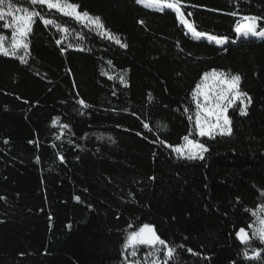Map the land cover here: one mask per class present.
<instances>
[{
    "label": "trees",
    "instance_id": "16d2710c",
    "mask_svg": "<svg viewBox=\"0 0 264 264\" xmlns=\"http://www.w3.org/2000/svg\"><path fill=\"white\" fill-rule=\"evenodd\" d=\"M75 2L127 47L53 13L75 31L37 19L28 54L19 53L27 63L0 55V264H122L125 235L144 223L201 253L180 249L174 264H264V244L235 235L253 224L251 236L264 205V39L210 45L186 35L172 11L136 0ZM186 4L198 29L233 39L228 13L264 17V0ZM4 22L0 34L10 39ZM211 69L241 75L247 115L229 109L233 134L202 138L204 160L178 159L157 137L182 143L196 110L192 90Z\"/></svg>",
    "mask_w": 264,
    "mask_h": 264
},
{
    "label": "snow or ice",
    "instance_id": "6c2138e0",
    "mask_svg": "<svg viewBox=\"0 0 264 264\" xmlns=\"http://www.w3.org/2000/svg\"><path fill=\"white\" fill-rule=\"evenodd\" d=\"M136 2L161 13L172 11L175 13L178 24L185 29V34H191L192 39L198 42L203 40L223 46L230 42L236 43L240 39H264V17L241 15L236 11L228 13L236 17L232 29L235 33L233 39L227 35L213 34L198 29L195 23L188 19L192 14L190 12L185 14L186 0H136ZM38 8L47 11L42 12L37 10ZM53 13L71 18L89 31H94L97 35L114 41L122 48L127 47V44L122 43L117 34L106 28L101 17L94 16L87 10H81V6L75 0H0V22L7 20L2 27L5 32L10 30V39L6 35L0 34V55L15 57L22 63H27L24 56L19 53L23 51L24 55L28 54L29 36L32 33V25L37 19L45 26H53L58 32L65 35L69 31H75L70 29L66 23H61L53 16ZM141 23L143 22L141 21ZM77 35L81 39L84 38L83 34L77 33ZM56 43L62 45L63 40L58 39ZM64 51L66 49L61 47V52ZM102 74L108 75L107 73ZM125 76L126 73H123L118 77L120 83L124 85H126ZM108 79H113V77L108 76ZM241 81L242 77L239 73L233 74L217 69L202 73L200 82L195 85L191 93L196 109L192 115L188 116L192 127L181 138L182 143L176 145L157 137L160 146L170 149L178 159L204 160L205 154L209 152V147L202 138L215 139L217 135L231 136L233 134L232 119L228 114L229 109L237 107L240 115H247L251 97L242 90ZM113 94L115 95V93ZM149 98H151V94H149ZM78 103L83 107H90L83 99H80ZM184 111L188 112L189 110L185 108ZM58 121L59 117L54 118L53 124ZM63 127L67 128L68 125H63ZM143 127L151 131L148 123H144ZM157 127L166 129L167 125H157ZM137 135L141 134L137 133ZM157 140L151 142L155 144ZM69 142L71 143V141ZM4 143H8V141L5 140ZM58 159L62 163L65 162L63 155H59ZM37 162H39V157H37ZM261 195H264V192ZM2 199L6 198L0 196V200ZM75 199L79 201L80 197L77 196ZM259 210L260 215L254 221L256 227L251 236L247 229L253 227V224L239 227L236 231V238L242 244H250L252 237L264 244V205H259ZM246 211L251 212L253 216L257 215L255 210L246 209ZM128 227L133 229L132 224H129ZM180 249H184L193 256H201V253L184 244H175L162 238L155 225L144 223L125 235L121 246L122 264H174ZM245 255L247 254L245 253ZM259 255L260 252L257 251L256 256Z\"/></svg>",
    "mask_w": 264,
    "mask_h": 264
},
{
    "label": "water",
    "instance_id": "95a60500",
    "mask_svg": "<svg viewBox=\"0 0 264 264\" xmlns=\"http://www.w3.org/2000/svg\"><path fill=\"white\" fill-rule=\"evenodd\" d=\"M235 34V33H234ZM249 39H258V38H249ZM242 40H245V39H240L239 41H242ZM203 41V40H202ZM237 41V42H239ZM203 42H207V41H203ZM208 43V42H207ZM210 45H215L214 43H209Z\"/></svg>",
    "mask_w": 264,
    "mask_h": 264
},
{
    "label": "rangeland",
    "instance_id": "374dc122",
    "mask_svg": "<svg viewBox=\"0 0 264 264\" xmlns=\"http://www.w3.org/2000/svg\"><path fill=\"white\" fill-rule=\"evenodd\" d=\"M191 35V34H190ZM258 39H260V38H258ZM260 215V210H259V214H258V216ZM258 216H256V219L258 218ZM256 227V226H255ZM255 227L252 229V232L254 231V229H255Z\"/></svg>",
    "mask_w": 264,
    "mask_h": 264
}]
</instances>
